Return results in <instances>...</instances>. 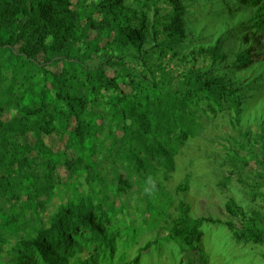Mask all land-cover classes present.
I'll use <instances>...</instances> for the list:
<instances>
[{"label": "trees", "instance_id": "16d2710c", "mask_svg": "<svg viewBox=\"0 0 264 264\" xmlns=\"http://www.w3.org/2000/svg\"><path fill=\"white\" fill-rule=\"evenodd\" d=\"M168 1L174 13L162 18L150 0H0V264H154L155 250L160 264L163 249L174 264H252L242 260L250 247L264 261V206L247 213L230 197L237 225L191 218L181 205L166 234L158 229L170 207L161 179L204 132L207 114L228 111L235 127L230 167L245 172L237 151L247 149L264 171V136L258 145L238 125L247 95L264 91V82L241 78L264 64V0H232L245 23L178 63L183 10ZM251 31L256 39H239ZM80 180L87 194L62 195ZM238 182L264 200L259 184ZM134 184L149 185L141 223L127 221L122 198ZM219 226L232 254L210 240Z\"/></svg>", "mask_w": 264, "mask_h": 264}, {"label": "rangeland", "instance_id": "374dc122", "mask_svg": "<svg viewBox=\"0 0 264 264\" xmlns=\"http://www.w3.org/2000/svg\"><path fill=\"white\" fill-rule=\"evenodd\" d=\"M150 1L157 7V13L162 18L174 13L173 5L168 0ZM125 3L132 4V0H125ZM178 3L182 5L185 35L183 42L174 47V51L178 54L174 59L176 63L180 62L181 58L187 62L191 61V52L194 49L213 44L220 35L240 27L246 21V16L243 11H240V6L236 1L178 0ZM150 16H153L152 12H150ZM239 39L250 43L256 39V36L251 31L240 35ZM152 45L153 43H147L145 49L150 48ZM155 51L152 50V53ZM233 60L234 58H231L228 62ZM179 68L183 67L180 66ZM227 73L232 74L230 68L227 69ZM243 77L256 78V80H259L256 84L260 85L261 82H264V64H261L257 73L254 70L241 73V78ZM234 85L237 86L238 84L234 83ZM247 97V106L240 116L238 125L249 135L251 142L261 145L260 136H264V91L259 90L250 93ZM227 114L228 111H225L216 118L207 114L203 120L205 123L204 132L200 136L187 141L181 154L176 157L175 170L170 173L168 179H161L164 190H159V197L168 207L170 205L167 214L163 215V220H160L158 226L161 234H166L167 224L178 217L179 206L181 205L186 206L188 215L191 218L211 217L222 221L233 220L237 225L240 224V220L236 217L232 219L231 213L226 208L230 197H233L237 205L247 213L252 209L264 206L261 195L252 196L249 188L244 183L238 182L239 178H242L248 185L259 184V190L264 193V184H261L264 177L256 176L257 173L264 174V171L261 170V167L258 168L253 153L250 152L247 155V149L237 151L240 156H245L248 161L245 163L246 167L243 173L233 170L227 161V149H231L229 143L236 135L235 127L232 125L230 118L226 116ZM252 150V152H256V146H253ZM261 155L264 158V154L261 153ZM230 174L231 181L227 189L224 190L219 186V181ZM156 180L157 178L154 179V181ZM185 180L187 183L186 189L177 191L176 187ZM148 186L144 188L147 189ZM144 188L134 184L131 188L132 191L126 188L122 189V198L130 201L128 209L125 210L129 222L141 223L142 221L145 201L141 198V193L146 192ZM88 191L89 188L83 181H72L68 187L63 189L62 195H84ZM262 210H264V207ZM147 218L151 219L150 217ZM157 220L154 221V224ZM219 227L214 229L210 240L213 241L219 253L232 254L233 245L228 243L229 236L225 238L223 235L224 229L222 226ZM153 236L154 232L149 231L146 239ZM143 242L144 239H142ZM243 249L241 245L235 247L237 254H241ZM245 250L247 254H242L244 257L243 262L264 264L263 258L259 254L261 252L260 247H250ZM153 254L154 264H159V260L156 258L158 250H155ZM252 254H254V257H252ZM161 255L163 258L160 260V264H174L173 257L168 249H163Z\"/></svg>", "mask_w": 264, "mask_h": 264}]
</instances>
